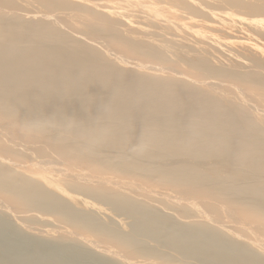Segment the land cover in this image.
Listing matches in <instances>:
<instances>
[{"label": "bare ground", "instance_id": "bare-ground-1", "mask_svg": "<svg viewBox=\"0 0 264 264\" xmlns=\"http://www.w3.org/2000/svg\"><path fill=\"white\" fill-rule=\"evenodd\" d=\"M0 202L120 264H264V0H0Z\"/></svg>", "mask_w": 264, "mask_h": 264}, {"label": "rangeland", "instance_id": "rangeland-1", "mask_svg": "<svg viewBox=\"0 0 264 264\" xmlns=\"http://www.w3.org/2000/svg\"><path fill=\"white\" fill-rule=\"evenodd\" d=\"M3 203L4 204L1 205V207H0V208H2V206L4 207V209L2 208V210H0V264H36V262H37V264H39V263L40 264H52V263L53 264H55V263L56 264H120V263H118V261H115L114 259H110V258L106 259L104 257H101L102 255L98 256L94 252L88 251V249H85V247H83V246L81 247V246L75 244L74 242L70 241L69 239L60 238L58 235H56L57 233L54 231V230H56V229H54V226H53V230H52V225H55L54 223L56 222L55 221L56 219H54V217H50L51 219L53 218L54 222L49 223V225L47 223H46L47 225H44L45 223L41 222V220L38 221V219L36 221V218L34 220H33V218L32 219L27 218L26 220L21 221V224L28 221L27 223H25L23 225L18 224V223H20V220L18 222L17 215H20L21 213L22 214L23 213L31 214V212L34 210H29L27 212H20V213L17 212V214H16V212H12L9 209L7 210L5 208V206L7 207L8 205L5 204V202H3ZM3 210H4V212H3ZM100 210L103 211L104 208L101 207ZM164 210L165 211H163V212L165 214H168V215L173 214L177 220H179L180 218L182 219V217L180 215L177 216L176 213L173 212L172 210H170V209H164ZM1 211L3 213L6 212L7 215L12 214V213H15L16 215L12 214V215H10V218H9L5 214V216H6L5 217V216H2ZM8 211H10V212H8ZM13 215L16 216V219L14 218L15 216L13 217ZM11 216L14 218V220ZM171 217L174 218L173 216H171ZM226 218L227 217H225V220H226ZM8 219H10V220H8ZM194 219H196V218H193V220ZM113 220H114V217L107 218V221H109V222H111ZM222 220H224V219H222ZM227 221H229V220H227ZM227 221H225V222H227ZM57 222H59V221H57ZM58 224H60V222ZM42 225H44V226H42ZM30 226H31V229H30ZM36 226H37V228H36ZM24 227L25 228L27 227V229H25ZM45 227H47V228H45ZM147 227H148V225L144 224V225H142V229H140V230L147 231L148 230ZM38 228H41V229H38ZM49 228L51 230V233H53V236L51 235ZM46 231L47 232L49 231V233L47 235L45 234ZM96 241L104 243L98 239ZM107 244H108V246H111L112 243H106V245ZM10 245H12L11 248H10ZM112 246L114 249L118 248V246H116L115 243ZM52 257H54V258H52ZM38 258L40 259V261L41 260L42 261L39 262ZM51 258L54 261H52ZM199 258H200L199 256L196 257V259H199ZM161 259H162L161 260L162 264L167 260V259L165 260L163 258H161ZM151 260H153L152 262L155 264H158L160 262L159 261L160 258L157 259L159 262L157 260H155V258L154 259L150 258V261ZM161 262L159 264H161ZM166 262H168V264H170L169 262H171V261L167 260ZM171 264H174V263H171Z\"/></svg>", "mask_w": 264, "mask_h": 264}]
</instances>
